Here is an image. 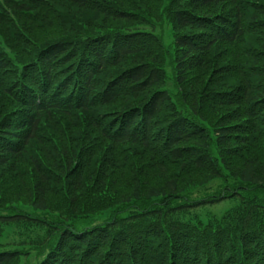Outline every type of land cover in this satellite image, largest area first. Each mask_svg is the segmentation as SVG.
Segmentation results:
<instances>
[{
  "label": "trees",
  "instance_id": "trees-1",
  "mask_svg": "<svg viewBox=\"0 0 264 264\" xmlns=\"http://www.w3.org/2000/svg\"><path fill=\"white\" fill-rule=\"evenodd\" d=\"M168 7L182 107L144 58L156 60L161 46L133 26L147 10L119 0H0V169L14 175L5 180L19 181L20 197L41 211L63 185L73 208L101 183L123 189L122 203L144 205L81 231L47 225L37 264H264V0ZM99 16L122 24L78 25ZM225 173L252 190L214 197L241 196L225 226L154 208V199L166 205ZM27 217L0 215V224ZM20 260L0 249V264Z\"/></svg>",
  "mask_w": 264,
  "mask_h": 264
},
{
  "label": "rangeland",
  "instance_id": "rangeland-1",
  "mask_svg": "<svg viewBox=\"0 0 264 264\" xmlns=\"http://www.w3.org/2000/svg\"><path fill=\"white\" fill-rule=\"evenodd\" d=\"M119 1L120 3L123 2L128 5L141 7L149 12L147 16L143 17L140 22H136L133 26L144 31L153 32L160 39L161 46L156 45L154 47L153 56L156 57V60L147 56L144 58L145 60H151L155 66L161 68L163 80L162 84L158 86L168 90L172 100L179 107H182L183 103L180 101L179 95L181 88L177 83V71L175 68V38L177 32L168 7L171 0H148L149 2H145V0ZM102 21H106L104 25L107 27H116L122 24L120 21L111 18L104 19L103 16H99L96 21L91 17L82 18L78 21V25L84 24V27L96 28ZM262 32L264 33V27L262 28ZM263 37L260 33L258 41ZM157 54L159 55L157 56ZM211 58V62H213V57ZM206 125L212 131V127L208 122ZM145 160L148 161L146 156ZM8 174H3L0 169V215L10 216L22 213L28 217L0 224V249L18 250L21 254L19 264H37L40 261L42 257L38 256L36 248L38 247V243L42 244L46 238H50L49 233L46 231L47 225H54L57 228L70 225L75 231H81L93 224H102L108 220H113L115 216L128 217L144 206L141 202L142 200L122 203L118 196L123 192V189L120 188L118 189L119 192H117L114 191L113 186L108 187L107 185H103L104 183H101L95 185L94 194L89 190L88 193L80 196L76 208H73L68 196H66L62 189L60 190V187L64 188L65 185L58 186L51 199L53 209L41 211L28 204L26 198L20 197L24 196L23 193L25 192H18L19 188H21L19 181L16 184L13 178L5 180V177H14V175ZM226 175L225 173L208 183L185 189L177 197L168 199L166 202L169 205H164L161 202L163 201L162 199H154V208L157 210L162 209L163 212H166L168 207L175 208L172 211H167L168 218H177L191 223L212 222L215 225L222 223L221 225L225 226L229 220L222 221V218L233 206L238 204L241 196L240 194H234L228 197H214L232 188L239 190L241 195H252V190L241 187L243 185L242 182ZM147 176L148 174H143V177ZM258 194L260 197L264 196L263 192ZM16 196L21 202H17ZM153 205L154 203L149 207L151 208ZM55 206H59L58 208L60 209H56ZM46 222L49 223L46 224Z\"/></svg>",
  "mask_w": 264,
  "mask_h": 264
}]
</instances>
